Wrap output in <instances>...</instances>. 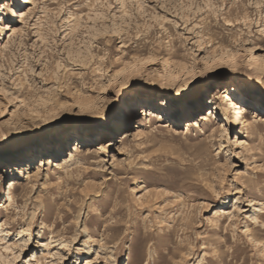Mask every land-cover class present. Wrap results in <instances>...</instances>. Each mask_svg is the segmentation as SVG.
Listing matches in <instances>:
<instances>
[{
	"label": "rangeland",
	"instance_id": "obj_1",
	"mask_svg": "<svg viewBox=\"0 0 264 264\" xmlns=\"http://www.w3.org/2000/svg\"><path fill=\"white\" fill-rule=\"evenodd\" d=\"M27 4L0 44V143L27 158L0 173V264H264V0ZM240 81L244 125L218 94ZM193 84L213 107L144 119Z\"/></svg>",
	"mask_w": 264,
	"mask_h": 264
},
{
	"label": "snow or ice",
	"instance_id": "obj_2",
	"mask_svg": "<svg viewBox=\"0 0 264 264\" xmlns=\"http://www.w3.org/2000/svg\"><path fill=\"white\" fill-rule=\"evenodd\" d=\"M29 6L30 5L25 3L24 0H0V44H2L4 42V39L14 31L16 23L24 16L28 15L26 9ZM195 88L196 84H193L192 87H190L187 91L183 92L180 95H175L172 92L161 94L160 99L154 102L153 110H160L164 113H168L173 109H176L178 111L181 107L197 109V104L199 103V109L195 110L194 114L190 117L191 119H196L204 111L205 108H211L213 107V105L207 103L206 98L198 100V98L194 94ZM130 93L131 89H129L128 92H125L124 96L120 98L119 103L112 104L109 109L110 122L118 123L120 121L125 105H127L135 114H139V108L143 106V102L133 98ZM232 99L237 103H241L240 98L235 94L232 95ZM162 101H166V106H161ZM11 143L12 141H8L7 139H4V142L0 143V173H2L5 177V186H7L8 180L11 179L6 169L11 164H20V166H23V163L27 162L25 149L22 147H8V145H10ZM121 151H124V149H121ZM25 239H27L26 236ZM86 239L87 237L82 238L81 242ZM32 243L34 244L35 241H33ZM28 256H31L30 250L25 252V258H27ZM66 262L67 264H71L70 260ZM20 264H23V258L21 259ZM193 264H195V262H193Z\"/></svg>",
	"mask_w": 264,
	"mask_h": 264
},
{
	"label": "bare ground",
	"instance_id": "obj_3",
	"mask_svg": "<svg viewBox=\"0 0 264 264\" xmlns=\"http://www.w3.org/2000/svg\"><path fill=\"white\" fill-rule=\"evenodd\" d=\"M24 2L25 3H28V0H24ZM246 87H247V84L245 82H241L240 81V82H238L236 84L235 87L225 88L224 90H221V91L218 92V94H221V96H220L221 98H225L227 100V103L222 108V110L229 111V108L232 107V106H234V108L237 110L236 114L238 115L237 123H240V124H243V125L244 124H247V120L245 121L246 116L244 114V106H243L242 102L241 103H237L236 101H234L232 99V95L235 94L239 98H244L245 97L244 96V89ZM172 111L173 110H171L169 112H172ZM141 114L144 116V119L146 121L148 120L150 122V124L153 123V120L159 121V120L163 119V117L161 116L162 114L161 113H158V111H154L152 107L150 109H147V108L143 109L141 111ZM256 114H258V113H256ZM260 116H261V118L258 119V120H260L259 124L260 125H264V115H260ZM149 118H150V120H149ZM168 126L169 127L173 126L172 122H170V124ZM73 155L71 154V156L69 158L70 160L68 162L72 161Z\"/></svg>",
	"mask_w": 264,
	"mask_h": 264
}]
</instances>
